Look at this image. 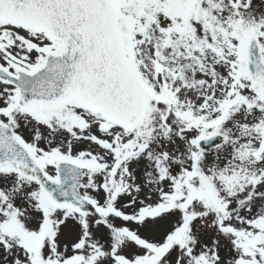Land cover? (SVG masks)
Masks as SVG:
<instances>
[{
	"label": "snow or ice",
	"instance_id": "6c2138e0",
	"mask_svg": "<svg viewBox=\"0 0 264 264\" xmlns=\"http://www.w3.org/2000/svg\"><path fill=\"white\" fill-rule=\"evenodd\" d=\"M0 264H264V0H0Z\"/></svg>",
	"mask_w": 264,
	"mask_h": 264
}]
</instances>
